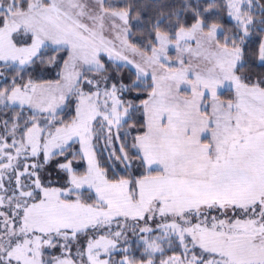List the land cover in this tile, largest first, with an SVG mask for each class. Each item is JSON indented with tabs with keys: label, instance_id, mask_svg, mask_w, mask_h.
Returning a JSON list of instances; mask_svg holds the SVG:
<instances>
[{
	"label": "rangeland",
	"instance_id": "obj_1",
	"mask_svg": "<svg viewBox=\"0 0 264 264\" xmlns=\"http://www.w3.org/2000/svg\"><path fill=\"white\" fill-rule=\"evenodd\" d=\"M55 2L70 12L77 10L75 5L82 7V0ZM45 4L32 0L24 11L11 0H0L5 15L0 26V211L6 220L15 212L24 221L17 230L21 242L11 255L21 264H115L118 256L106 260L101 253L120 246L117 240L125 237L117 238V232L131 238L130 217L147 214L155 218L158 231L144 238L143 255L132 257L131 264H160L172 255L169 242L189 234L237 264L264 260V243L253 241L247 222L229 235L193 221L209 207L264 203V89L244 83L237 73L239 41L235 48L226 39L221 42L223 25L207 31L199 19L175 35L159 32V43L146 51L131 42L126 8L110 7L115 16H106L103 28L97 18L85 31ZM260 5L259 0H231L234 15L239 10L233 19L238 28L253 32L256 22L264 28ZM112 20L114 27L108 23ZM71 43L76 47L63 69H57L58 79L11 80V87H1L12 70L22 74L42 51L63 50ZM104 51L112 66L98 55ZM177 59L187 62L169 65ZM56 61L54 55L51 62ZM121 66L139 73L141 83L150 80L153 88L145 101L122 99L123 85L112 83ZM81 77L95 87L84 86ZM226 89H233L236 98H222ZM129 108L136 127L134 112L146 119L134 143L126 120ZM8 110L16 113L14 121ZM25 110L33 115L29 121ZM173 112L178 118L170 119L167 114ZM183 114H189L188 120ZM200 129L210 139L193 150ZM103 155L123 177L107 175ZM203 155L206 160L197 159ZM140 226L147 230L152 225L145 219ZM61 242L71 254L46 247ZM169 264H190V258Z\"/></svg>",
	"mask_w": 264,
	"mask_h": 264
},
{
	"label": "snow or ice",
	"instance_id": "obj_2",
	"mask_svg": "<svg viewBox=\"0 0 264 264\" xmlns=\"http://www.w3.org/2000/svg\"><path fill=\"white\" fill-rule=\"evenodd\" d=\"M11 3L14 6H18L22 10L27 11L32 0H11ZM230 4L231 0H223L228 19H238L239 10H235L236 15H234L233 10H230ZM45 6L52 8L57 13H62L63 17L67 18L78 28L85 31L89 30L91 23L97 18H99L100 26L103 28L105 25L104 18L109 15L115 16V12L110 8L108 0H82V7L79 4L74 6L77 9L75 12L65 11L64 8L59 7L56 4L55 0H46ZM4 22L5 15L0 14V26H2ZM108 23L113 27L115 26V20ZM219 31H222V29ZM237 41L242 45V54L238 61V67L242 68L245 66L243 53L249 48H253L255 49L256 56L251 62L257 67L264 69V38L259 35L253 36L252 32L245 30V27H240L230 39L226 37V43H231L234 48L237 47ZM157 43H159L158 40ZM74 47H76V45L71 43L69 47H66L63 50H54V55L58 58V66L60 69H63L64 65L67 63L68 58L72 55V49ZM98 55L103 57V63L106 66H112V57L109 52L104 51ZM186 62V59L168 61L169 65H172L173 63L180 65L181 63ZM49 67L56 68L57 63L54 62L49 65ZM57 75H59V72ZM81 79L83 80L84 86L95 87V85L92 84V81L83 77H81ZM246 79L252 78L246 77ZM254 82L264 86V79H256ZM112 83L117 86L123 85L122 99L124 96H127L131 100L141 101L148 95L147 93H142L138 90L141 86V82L139 73L135 71H133L131 75H121L117 72L116 79L112 80ZM131 111L132 109L129 108L128 113H126V120L129 124V132L132 134L131 140L134 143L141 129L136 127L135 121L131 116ZM143 118V116L140 117V119ZM135 151L136 149L133 146V152ZM137 174H139V169H137ZM2 208L3 205H0V209ZM145 219H147L152 225L147 230L140 226V223L145 221ZM129 220L132 221L131 227H128L127 224L125 227H128V232H131V238H129L126 232H117V238L121 235L125 237L123 241L117 240L120 246L117 247L113 253H101L106 260L111 259L112 256H118L115 260V264H131L132 257L143 255L141 245L142 243H146L144 238L149 232L155 233L158 231L155 218L150 215L146 214V216L130 217ZM193 221L198 225L214 229L219 233L227 232L229 235L236 225L247 222L254 230L253 241L255 243H264V203H257L251 207L234 205L227 209L223 206H219L216 209L209 207L207 213H201L199 216L194 217ZM23 223V217H18L15 212H9L8 219L6 220L3 212L0 211V242L7 241L3 247H0V264H21L16 257L11 255V252L17 244L21 242L22 234L17 230L23 227ZM23 235L27 234L24 233ZM46 247L56 249L61 253L71 254V248L67 247L62 242L59 244H47ZM168 250L172 252V255L167 257V259L160 261V264H169V262L174 259L186 260L188 258H190V264H237V262L227 253L215 248L206 247L205 245L196 242V238L191 234L186 238L180 237L176 240L175 244L169 242ZM163 253L164 249H161V255H163ZM54 259V257H50V261H54ZM255 264H264V260L256 261Z\"/></svg>",
	"mask_w": 264,
	"mask_h": 264
},
{
	"label": "trees",
	"instance_id": "obj_3",
	"mask_svg": "<svg viewBox=\"0 0 264 264\" xmlns=\"http://www.w3.org/2000/svg\"><path fill=\"white\" fill-rule=\"evenodd\" d=\"M259 3L262 6L263 15L262 23L264 24V0H259ZM111 8L122 9L126 8L129 10L130 22L132 27L131 33V42L140 48L146 51H152L153 47L156 45L157 34L159 32H164L170 35H175L180 29L188 28L196 24L199 19L205 20V29L210 30L211 25L220 24L224 27V32L220 34L219 40L225 43V37H228L235 34L238 29V25L233 21L229 20L227 17V11L223 5V0H119L118 4L108 2ZM114 6V7H113ZM259 22H256V27L253 29V36L259 35L264 38V28L258 26ZM53 48L42 51L39 56H37L28 68L22 70V74L15 76L9 74V76L4 79V84L1 87H11L12 81H20L24 84L29 81V78H33L36 81H45V80H54L58 79L57 75L59 66L58 61L56 68H50L49 65L53 64L51 62L52 57L54 56ZM256 56L255 49L249 48L243 53L245 66L242 68H237V73L241 76L244 83L247 84H257L254 81L256 79H264V69L257 67L251 62ZM110 69V68H109ZM107 68V70H109ZM121 75L128 74L131 75L133 70L127 66L120 67ZM246 77H251L252 79H246ZM12 80V81H11ZM14 83V82H13ZM14 85V84H12ZM259 85V84H258ZM261 86V85H259ZM264 89V86H261ZM153 85L150 80L144 81L139 87V91L142 93H147L148 95L143 98L141 101H145L150 93L152 92ZM220 96L225 99H235V91L233 89H226L220 93ZM141 101H135L140 103ZM76 98H72L70 103L74 107ZM141 107V106H140ZM141 109V108H140ZM10 113L11 119L15 116L14 111L8 110ZM20 111V110H18ZM74 112V111H72ZM69 113L65 116V122H68V119L72 118L74 113ZM25 119H30L31 115L30 110H25L23 113ZM135 119L137 123V128L143 131V128L146 126V119L144 113L141 111L134 112ZM143 116V119L140 117ZM15 118L13 119V121ZM60 121L56 122L55 125H59ZM139 132V133H140ZM73 147L78 150L79 146L77 144ZM68 152L65 150L58 154V157L64 155L63 153ZM78 153H80L78 151ZM66 157H72L66 156ZM101 165L103 169L106 170L107 175L111 179H117L123 177V174H120L116 167L112 166L111 162L108 161L107 157L103 155L101 158ZM58 160V159H57ZM53 163V162H52ZM50 166H53L50 164ZM123 175V176H119Z\"/></svg>",
	"mask_w": 264,
	"mask_h": 264
},
{
	"label": "crops",
	"instance_id": "obj_4",
	"mask_svg": "<svg viewBox=\"0 0 264 264\" xmlns=\"http://www.w3.org/2000/svg\"><path fill=\"white\" fill-rule=\"evenodd\" d=\"M169 117H170V119H175V118H178V116H177V114H176V112H173V113H168L167 114ZM188 115L189 114H183L182 116H184V120H188ZM181 119V118H180ZM195 123V122H194ZM166 124V123H165ZM177 125H176V123H175V126L174 127H176ZM181 127H182V125H181ZM180 127V128H181ZM183 127H186V129H188L189 128V126L186 124V123H184V125H183ZM170 128H172V127H170ZM194 130L196 131L197 130V128H194ZM187 132H188V130H187ZM200 133H201V135H198V137H196V141H195V143H194V145H197V146H193V150H195L198 146H203L204 145V143L206 144L208 141H209V139H210V137L209 136H207L206 134V132H204L202 129H200V131H199ZM189 133V132H188ZM186 136H188V135H186ZM186 138H188V137H186ZM202 148V147H201ZM207 159V158H205V156L203 155L202 157H197V159Z\"/></svg>",
	"mask_w": 264,
	"mask_h": 264
}]
</instances>
